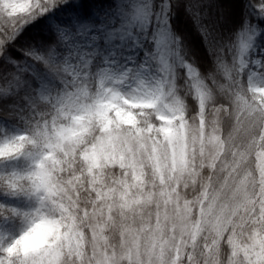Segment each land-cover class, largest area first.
<instances>
[{
	"label": "snow or ice",
	"instance_id": "1",
	"mask_svg": "<svg viewBox=\"0 0 264 264\" xmlns=\"http://www.w3.org/2000/svg\"><path fill=\"white\" fill-rule=\"evenodd\" d=\"M203 8L0 0V264H264V0Z\"/></svg>",
	"mask_w": 264,
	"mask_h": 264
},
{
	"label": "trees",
	"instance_id": "2",
	"mask_svg": "<svg viewBox=\"0 0 264 264\" xmlns=\"http://www.w3.org/2000/svg\"><path fill=\"white\" fill-rule=\"evenodd\" d=\"M70 3L79 2V0H69ZM97 3L114 2L116 7L119 8L131 2V0H96ZM158 2V0H157ZM188 0H181V3H187ZM196 3H201L204 8L201 10L205 15L204 23L211 24L217 34L224 38V40H232L235 43L234 32L238 29L242 22V17L245 14L242 11V5L256 4L259 0H194ZM254 9L248 13L249 19L253 25L256 24L255 16L253 15ZM230 14V15H229ZM230 16L231 18L227 17ZM57 23L56 21L50 22L51 25ZM172 27L174 32L179 35L184 42L185 49L189 58L195 62L198 71L209 66L211 55L206 50L205 42L201 34L197 31L192 19L188 16L183 7L177 9L172 18ZM29 31L26 30L22 34V38L18 43H26V37ZM34 34V33H33ZM12 101L9 100L8 104ZM8 104L0 101V123L4 125L15 124L16 119L14 116H9L10 108Z\"/></svg>",
	"mask_w": 264,
	"mask_h": 264
},
{
	"label": "rangeland",
	"instance_id": "3",
	"mask_svg": "<svg viewBox=\"0 0 264 264\" xmlns=\"http://www.w3.org/2000/svg\"><path fill=\"white\" fill-rule=\"evenodd\" d=\"M230 15V14H229ZM228 18H231L230 16L227 15ZM5 124V123H4ZM0 126H4L3 124L0 123Z\"/></svg>",
	"mask_w": 264,
	"mask_h": 264
}]
</instances>
